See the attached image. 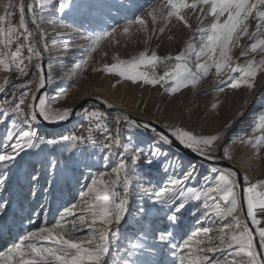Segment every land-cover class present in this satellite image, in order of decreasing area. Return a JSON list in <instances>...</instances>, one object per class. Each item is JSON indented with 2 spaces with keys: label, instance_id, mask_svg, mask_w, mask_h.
Masks as SVG:
<instances>
[{
  "label": "snow or ice",
  "instance_id": "snow-or-ice-1",
  "mask_svg": "<svg viewBox=\"0 0 264 264\" xmlns=\"http://www.w3.org/2000/svg\"><path fill=\"white\" fill-rule=\"evenodd\" d=\"M98 7L97 0H7L3 5L0 71L8 75L0 82V126L4 127L0 191L6 190L9 174L18 170L28 178L35 197L41 172L32 158L49 146L62 152L67 149L68 155L63 164L45 156L41 165L47 161L51 176L59 178L58 173H62L67 183L75 181L80 190L71 202H64L52 223H48L43 207L34 213H43L44 222L0 251V264H109L113 249L120 257L116 264H158L159 244L170 245L176 264H264V178L252 182L239 169L219 164L221 159H233L229 145L237 140L254 148L259 158L264 150V108L253 114V131L259 134L245 141L247 130L234 129L231 120L209 133L178 124L158 127L152 120H139L116 109L100 96L95 100L103 107H54L66 89L54 95L47 90L53 76L51 61L47 67L44 63L50 48L43 28L46 23L58 24L70 30L69 37L79 36L87 44L70 64L58 62L67 70L69 83L89 66L93 53L105 40L118 43L117 35L130 33L133 27L150 33L151 38L159 24L160 33L169 25L182 26L191 33L177 54L160 56L156 50L145 48L130 59L114 57L115 62L105 65L103 71L133 83L160 86L167 94L195 88L210 73L217 92L242 87L251 92L258 72L264 70V0H161L145 13L133 14L121 28L109 26L95 31L67 23L73 16L89 18ZM17 12L18 21L14 22ZM192 14L198 20L195 28L190 23ZM49 16L55 19L49 20ZM250 18L255 21L252 31ZM245 37L250 43L241 47ZM51 43L61 45L66 57L77 51L72 47L74 42L60 31ZM238 47L239 57H250L244 63L233 56V49ZM161 67L162 74L158 71ZM13 78L23 82L7 95ZM109 110L118 113L113 128L109 127ZM74 117L84 122L80 132L41 129L45 124L50 129L59 128ZM97 136L104 137L100 146L102 170L85 174L79 171L78 161L89 148L98 147ZM176 145L207 164L198 165L192 159L186 162ZM153 173H161L162 178L154 181ZM137 197L139 232L125 238L120 247V225L132 215V201ZM8 203L0 199V212ZM188 209H192L195 224L185 229L181 217ZM161 215L172 229L180 230L179 241L173 243L174 232L167 225L161 230L153 223V218ZM33 223L30 219L29 224Z\"/></svg>",
  "mask_w": 264,
  "mask_h": 264
},
{
  "label": "rangeland",
  "instance_id": "rangeland-1",
  "mask_svg": "<svg viewBox=\"0 0 264 264\" xmlns=\"http://www.w3.org/2000/svg\"><path fill=\"white\" fill-rule=\"evenodd\" d=\"M13 2L18 3V0H13ZM97 3L99 7L92 16L89 18L73 16L72 18L67 19V23L75 24L77 27L83 25L85 29L95 31L107 29L109 26L121 28L128 20L133 19V14H143L151 7L159 5L161 0H97ZM121 5H124V7H121ZM49 17L55 19L54 16ZM15 21H18V12L14 17V22ZM195 21H198L197 17L195 14H192L190 23L193 25V28H195V25L197 24H195ZM47 26V24L43 25L44 31L47 29ZM55 26L61 27L58 24H55ZM160 26L162 25H157V33L151 35V38H149L150 33L138 31L136 27H133L130 33L126 35H117L118 43L105 40L102 42L100 48L93 53L92 61L89 66L84 69L78 78L72 83H69L67 79H64L67 70H61L60 74L53 76V83L49 86L48 91H50V94L54 95L59 89H66V94L56 101L53 106L73 107L82 97H87L85 96L86 94L90 93L91 97H96L100 95L98 90L106 89L107 92L113 91V93L111 92L113 95H120L123 93L122 96H125V98L130 100V103L133 105L132 107L137 111H141V113L143 112L145 115H150L149 113L152 115H159L162 124H178L186 126L189 130L209 133L212 132V121H218L217 119L219 118L222 123L227 121L225 112L226 108H229L230 111H234L236 117V123L238 125H236L235 129H239V124L242 123V120L238 121L241 113L243 114L246 112L247 108L250 109L255 107L256 104H258L257 100L262 95L264 99V89L260 95L253 98L249 97L247 100L252 99L246 109L243 110L247 100L237 104H235L234 101L233 103L227 101L224 94L226 89L222 92V94H224L223 96L222 94L211 95L215 91V87H208L215 79L211 73L208 77L199 81L195 88L189 86L188 88L181 89L175 94H167L160 86L133 83L125 79H120L113 73L103 71L105 65H110L115 62L114 57L119 56L121 59H130L145 48L149 49V51L153 49L156 50L160 56H174L177 54L181 50L180 43L183 41L184 37L190 33L189 30L182 26L173 27L172 25H169L165 28L163 33H160L158 31ZM149 28H151L150 20ZM61 32L63 33L64 31ZM81 44H85L83 47L87 46L85 42H82ZM72 47L77 51L69 53L72 55L69 60L62 59L69 64L71 63L72 57H78L80 55L79 43H73ZM192 66L194 69V58ZM93 68H95L96 71H93ZM158 71L162 74L164 68L161 67ZM1 72L2 71H0V73ZM7 75V73L2 72L0 82H2ZM118 79L119 83H117ZM22 82L23 81H18L13 78L7 94H10L13 88L18 87ZM112 85L115 86L113 87ZM32 91H35V89L33 88ZM251 93H253V91ZM213 104L217 105L215 109H212L211 107ZM91 106L97 105L93 103L85 105V107ZM259 109L260 108H256L249 111V115H246L245 120H243L244 124L247 125L245 128L247 131L244 134L245 141H247L248 137L254 135L253 128L255 125V119L253 114L258 112ZM117 114L118 113L115 111L111 112L112 119L109 121L110 128L115 125L114 117ZM74 121V123L72 122L73 126L70 132H80V126L84 123L82 118L75 117ZM42 127H44L43 125H41V129H44ZM3 136L4 127L0 126V139H3ZM103 143L104 137L97 136L98 147L95 150L89 148L88 154L81 157L78 161L80 172L86 174L89 170L93 173L102 170L100 165L102 164L103 152L101 151L100 146ZM243 147H245V145L237 140L229 145V150L232 153V156H235ZM248 147L251 150L253 149L251 146ZM67 155V149H64L62 152L59 147L53 150L52 147L49 146L39 155L32 158L37 169L41 172V179L35 186L37 191L35 197L31 195L28 178L22 172L14 170L9 174L10 178L5 185L6 190L0 191V199L9 201L7 208L3 212H0V238H4L5 240L4 245L3 243L0 244V251L5 250L11 244L17 242L20 236L26 234L27 231L34 230V228L39 227L40 224L44 222L45 216L43 213L39 216L34 215V213L38 212L41 207L47 211L46 218L50 224L58 215V210L64 205V202H71L74 196L78 194L80 186L76 184L75 181L67 183L66 177L62 173H58L59 178L51 176L46 170L47 161L44 162L43 166L41 165V161L45 160V156H47L48 159L55 157L60 164H63ZM245 171L247 173L249 172L248 176L253 180L255 171H249L248 169H245ZM201 172L203 171L201 170ZM161 178V173H153L151 177L154 181ZM53 181H55V183H52ZM50 184L52 185L51 188L49 187ZM144 187H147V185H144ZM138 206L139 198L137 197L132 201V215H129L120 225L121 240L118 242V246L120 247L124 246L126 242L125 238H132L139 232L140 225L136 222V220L139 219V217H136ZM134 217H136V219H134ZM30 219L34 221L33 224H29ZM181 219L184 221L185 229H188L195 224L192 209L186 210ZM153 223L161 230L166 225L169 230H173L175 237L173 243L181 239L179 234L180 230L172 229V226L168 225L166 217L162 215L154 217ZM203 226L216 227L217 225L205 224ZM156 251L157 255L155 259L158 261V264H176L172 257L170 245L159 244ZM119 258V254L113 249V255L109 260V264H116V260Z\"/></svg>",
  "mask_w": 264,
  "mask_h": 264
},
{
  "label": "bare ground",
  "instance_id": "bare-ground-1",
  "mask_svg": "<svg viewBox=\"0 0 264 264\" xmlns=\"http://www.w3.org/2000/svg\"><path fill=\"white\" fill-rule=\"evenodd\" d=\"M7 2V0H0V14H3L4 8L3 5ZM48 19H52L51 17H48ZM194 21V20H193ZM198 24V21H195V24ZM251 27H250V31L255 30V21L252 20L250 18L249 21ZM47 29H45V32L48 34L49 37V48H50V52H46L47 55V59H48V64L49 61H51V75L55 76L57 74H60V71L64 70V68H62L60 66V64L58 63L60 60L62 59H66L69 60L70 57L72 56L71 54H68V56L66 57L64 55L63 52V48L61 45L59 44H52L51 43V39L55 37V33L57 31H64V37L65 38H70L74 43H79V48L83 47L84 45H82L81 43L83 42L81 40V38L79 36H70L69 37V29H65L62 27H58L55 26V24L53 23H46ZM197 24L195 26H197ZM84 27V26H83ZM179 35V34H178ZM191 35V33H188V35H186L183 39V41L180 43L181 49L183 48L184 42L188 39V37ZM165 37V36H164ZM182 38V37H181ZM180 39V38H179ZM175 41V40H174ZM250 41L247 40V38H242L240 41V46L243 47L245 44L249 43ZM82 45V46H80ZM239 53H240V48H234L233 49V56L239 58V62L240 63H244L245 60L247 58H241L239 57ZM261 57L259 55L256 56V59L259 60ZM47 64V66H48ZM3 72V71H2ZM2 72L0 73V76L2 75ZM212 74V73H211ZM212 76L214 77V75L212 74ZM215 78V77H214ZM64 79H66V77H64ZM216 84V80L214 79V81H212V84H210L208 87H215ZM226 90L224 91V94L226 96V100L229 102L233 101L235 102V104L237 103H241V102H245L249 97H255L257 95H260L262 90L264 89V70H261L260 72H258V75L256 77L255 80V88L252 90L253 93L249 92L246 88L242 87L238 90H234V89H228L225 88ZM48 90V89H47ZM99 92V96L103 99L106 100L108 103L114 105V107H118L124 111H126L127 113H129L132 117L137 118L139 120H152L156 126H160L163 125L160 121L161 117L159 115H152L151 113H149L150 115H145L143 114V112L141 113V111H137L135 110L132 106V104L130 103V100L128 98H125V96H122L123 93H121L120 95H113V91H108L106 89H100L98 90ZM112 92V93H111ZM221 95V92H217L214 91L211 95ZM222 94V96L224 95ZM85 96L89 97L91 96L90 93L86 94ZM96 96V95H95ZM251 98V99H252ZM247 100V103L245 104V106L243 107V110L246 109L247 105L249 104L250 100ZM257 103L255 107L250 108L246 110V112L243 113V115L240 116V118L238 119V121L242 120L241 124H239L240 128L239 129H245L247 127L246 124H244L243 120H245L246 115H249V111H252L256 108H262L264 107V99H263V95L261 97H259V99L257 100ZM114 112V111H112ZM143 114V115H142ZM156 114V113H155ZM226 119L233 121V128L235 129L236 125H238L236 123V117L234 115V111H230L229 108H226ZM212 118V117H211ZM210 118V119H211ZM222 119V118H221ZM218 121H212V132H214L216 129H219L220 127H222L224 125V122H220V118L217 119ZM75 122V121H74ZM73 122V123H74ZM72 126L73 124H69L66 127H63L61 129H49L47 127H42L44 129H42L45 132L48 131H55V132H63V133H67L70 132L72 130ZM258 132H254V135H258ZM253 135V136H254ZM243 145H245V147L242 148V150L238 151V154L233 156V159L231 160H227V159H221V160H226L228 163H230L234 168L239 169L241 174H247L248 173L245 171V169L251 171L254 170V179L251 180L250 176H249V180L252 182H255L257 179H262L264 178V150H261L259 153V158L256 156L255 154V150L254 148L251 150L247 145V143H244ZM181 155H183L185 161L187 162L189 159H192L193 162L197 163L198 165H206L207 162L200 160V159H193L192 157H189L187 155H185L182 151ZM201 170L203 171V168H201Z\"/></svg>",
  "mask_w": 264,
  "mask_h": 264
},
{
  "label": "water",
  "instance_id": "water-1",
  "mask_svg": "<svg viewBox=\"0 0 264 264\" xmlns=\"http://www.w3.org/2000/svg\"><path fill=\"white\" fill-rule=\"evenodd\" d=\"M27 2V0H26ZM44 63H45V66L47 67V55L46 53L44 54ZM88 103H93V104H96L97 106L99 107H103L102 105H100V102L96 101L95 100V97H82L73 107H75L77 110H79L81 107H85V105H87ZM116 109H120L118 107H115ZM109 111H114V110H109ZM75 117L73 119H71L70 121L66 122V123H63L59 128H56V129H61L63 127H66L67 125L71 124L73 121H74ZM44 127H47L49 128L48 126L43 125ZM159 127V125H158ZM50 129V128H49ZM55 130V129H54ZM176 147H178L180 149V151H182L185 155L189 156V157H192L193 159H200L198 156H196L195 153H192L191 155L188 154V150H185L183 149L182 146H179V145H176ZM206 162V161H205ZM219 164L220 166H223V167H233L230 163H228L227 161L225 160H222V161H219Z\"/></svg>",
  "mask_w": 264,
  "mask_h": 264
},
{
  "label": "trees",
  "instance_id": "trees-1",
  "mask_svg": "<svg viewBox=\"0 0 264 264\" xmlns=\"http://www.w3.org/2000/svg\"><path fill=\"white\" fill-rule=\"evenodd\" d=\"M1 243H3V245H4V243H5L4 238H2V239L0 238V244H1Z\"/></svg>",
  "mask_w": 264,
  "mask_h": 264
},
{
  "label": "built area",
  "instance_id": "built-area-1",
  "mask_svg": "<svg viewBox=\"0 0 264 264\" xmlns=\"http://www.w3.org/2000/svg\"><path fill=\"white\" fill-rule=\"evenodd\" d=\"M10 94H11V92H10ZM10 94H7V95H10ZM114 126H111V128H113Z\"/></svg>",
  "mask_w": 264,
  "mask_h": 264
}]
</instances>
